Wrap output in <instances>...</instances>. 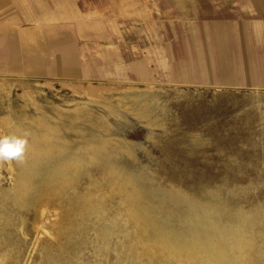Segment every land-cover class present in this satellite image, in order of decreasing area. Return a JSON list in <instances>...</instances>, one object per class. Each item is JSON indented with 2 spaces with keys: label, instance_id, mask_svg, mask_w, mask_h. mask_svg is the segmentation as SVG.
<instances>
[{
  "label": "rangeland",
  "instance_id": "obj_1",
  "mask_svg": "<svg viewBox=\"0 0 264 264\" xmlns=\"http://www.w3.org/2000/svg\"><path fill=\"white\" fill-rule=\"evenodd\" d=\"M249 1L264 7L79 0L106 9L95 16L110 19L126 66L102 80L14 83L0 99V135L30 133L23 163L0 162V264H264V225L253 252L228 253L192 222L196 205H220L228 223L264 201L213 196L264 172V88L188 86L162 54L168 40L180 50L188 19L247 16Z\"/></svg>",
  "mask_w": 264,
  "mask_h": 264
},
{
  "label": "crops",
  "instance_id": "obj_2",
  "mask_svg": "<svg viewBox=\"0 0 264 264\" xmlns=\"http://www.w3.org/2000/svg\"><path fill=\"white\" fill-rule=\"evenodd\" d=\"M256 4L249 1L243 17L188 19L180 50L168 40L162 52L171 78L188 86L264 88V7ZM102 9H80L79 0H0V99L14 83L102 80L114 63L125 67L110 19L95 16Z\"/></svg>",
  "mask_w": 264,
  "mask_h": 264
},
{
  "label": "clouds",
  "instance_id": "obj_3",
  "mask_svg": "<svg viewBox=\"0 0 264 264\" xmlns=\"http://www.w3.org/2000/svg\"><path fill=\"white\" fill-rule=\"evenodd\" d=\"M29 135L28 131L22 135H0V162L16 161L23 163ZM237 175L246 177V173L243 171H238ZM261 191H264V172L258 171L255 178L247 177L246 183L231 186L225 183L219 186L213 190V196L221 204H225L228 197L247 199L257 197ZM219 208L220 205L211 204L193 206V224L213 231L219 244L223 246V250L228 253H235L240 250L253 252L255 249L251 234L258 224L264 225V201H258L251 208L240 207L236 209L232 214L233 219L228 223L220 221L219 218L222 213Z\"/></svg>",
  "mask_w": 264,
  "mask_h": 264
},
{
  "label": "bare ground",
  "instance_id": "obj_4",
  "mask_svg": "<svg viewBox=\"0 0 264 264\" xmlns=\"http://www.w3.org/2000/svg\"><path fill=\"white\" fill-rule=\"evenodd\" d=\"M36 160H37V159H36ZM59 168H60V167H59ZM31 175H32V173H31ZM31 175H30V176H31ZM28 180H29V179H28ZM179 247H180V246H179ZM190 257H191V256H190Z\"/></svg>",
  "mask_w": 264,
  "mask_h": 264
}]
</instances>
